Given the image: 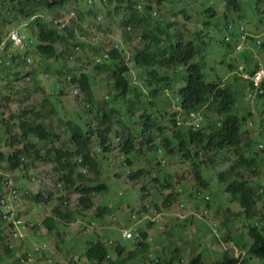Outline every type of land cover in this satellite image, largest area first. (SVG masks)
Listing matches in <instances>:
<instances>
[{
  "label": "trees",
  "instance_id": "1",
  "mask_svg": "<svg viewBox=\"0 0 264 264\" xmlns=\"http://www.w3.org/2000/svg\"><path fill=\"white\" fill-rule=\"evenodd\" d=\"M8 1L13 3L16 14L14 24L29 23L25 28L37 37L38 56L35 57L33 68L29 72L27 67L23 70L31 76L27 86L23 83H26V76L20 78L19 74L24 68L21 63L23 50L15 47L11 41L4 47L9 61L13 64L19 63L14 65L16 80L3 86V82H6L3 79L6 68H3L5 65L0 59V106L7 105V109L0 112V140L9 144L12 149L6 159L0 153V163L5 160L12 173H25L28 169L36 167L34 159L41 158V147L57 141L60 145L48 149L42 156L43 161H50L53 171L59 176L58 180L68 192L83 195L80 202L85 208L92 205V195L107 191L108 188L105 184H85L78 162L80 158L85 166H94V170L102 161L110 160V156L119 161L120 167L135 168L136 173L129 180L142 185V205L137 213L150 212L151 215L156 214L154 217L157 218L155 222L142 226L144 228L141 250L137 248L135 254L126 259L119 257L115 264H129L138 257L145 256L152 264V250L148 243L152 234L149 231L158 224L156 222L161 218L163 210L176 206L179 197L176 189L187 185L195 190L179 203L182 214L193 213L194 208L200 206L202 207L198 210L202 214L206 209L212 211L217 204V195L212 185L214 178H217L224 189L222 193L230 194L232 202L240 203L241 207L236 212V207L232 204V211L226 210L224 221L219 227L220 236H227L225 241L229 243L228 247L235 250L237 257L226 251L216 264H264V219L255 221L258 214L264 210L261 206L259 208L264 199V150L259 148L260 142L254 140L249 129L244 131L251 115L239 118L234 112L237 107L235 93L226 87L230 77L228 72L237 67L235 63H230V60L237 57L233 56L232 44H226L222 38L220 44L224 48L215 53L204 52L213 39V25L217 22L218 27V23L224 20L219 26L220 29L230 22H235V16L239 17L241 10L246 7L243 4L245 0H241V3L239 0H18L15 2L18 3L17 8L14 6V0ZM43 3L46 8L41 10H45L48 16L57 7L69 6L67 13L59 14L58 18L63 22L74 23L77 27L64 26L62 29L49 24L45 18L38 15L37 6ZM95 4L106 6L107 9L114 7V11L109 13L110 17L112 14L116 15L111 18L113 26L146 28L142 37L144 46L137 49L135 56L130 60V65L133 63L135 69V76L141 84H134L131 80V68L128 67L129 64L123 63V54L114 48L113 40L103 41L98 46H89L95 51V55L100 56L108 52L111 57L108 62L94 67L92 77L88 73L82 74L80 78L72 77L89 96L92 104L89 111L85 112L88 117L89 113L95 110L93 118L96 125L91 117L90 124L94 126L85 129V126L79 123L89 122L88 119L84 115L74 114V118L67 121V142L62 143L59 135L53 132L51 121L46 118L47 113H42L38 107L40 104L49 106L50 103L48 98L40 102L39 98L47 91L44 86L39 85L35 77L38 72L58 77L59 71L55 65L67 58L68 48L75 44L83 50L86 49V45L79 42L77 33L83 30L82 24L89 16L97 19L92 11L96 8H92ZM177 5L180 10L173 11L172 7ZM256 5L255 2L254 9ZM139 6L142 7L141 13L138 12ZM3 7L5 9V6ZM165 11H168L167 14H164ZM153 12H156V17ZM5 13L7 14L8 10H5ZM180 16H183L184 21L179 20ZM33 17L35 18L31 20ZM116 18H119V21ZM75 19L80 21L74 22ZM103 26L110 30V26ZM3 29L1 24L0 43L6 32H9ZM4 58L5 56H2V59ZM242 61L248 67L254 68L260 63L264 64V57L254 60L253 53H246ZM59 74L66 75L61 72ZM97 74H105L112 84L108 103L112 101L113 106L110 111L104 110L101 114L99 102L105 95L99 97L92 93V81L93 84L97 81ZM20 81L23 85L17 84ZM18 85L21 88H18ZM68 85L67 78L55 80L52 96L57 99V103H60L61 96L67 98L65 90ZM167 91L172 93L167 96ZM22 98L28 103L25 107L21 106ZM261 100L264 103V96H261ZM70 103L73 107L77 106L74 101ZM115 104H119V107ZM178 108L182 111L184 124L193 120L189 114L194 111L196 117L201 120L202 127L193 130L184 125L177 126V111L180 112ZM53 112L58 116L56 107L50 110L48 116ZM122 113L129 118L136 117L134 122L137 125L128 128L124 123L114 124L116 115ZM262 115L264 119V109ZM120 127L124 128V131H121ZM225 166L230 169L217 176ZM165 169L170 171V174ZM116 176L121 177L119 174ZM25 179L29 185L37 182L39 185L36 191L21 187L26 200L33 196L41 203L44 198L41 176L29 175ZM255 180H260L261 183H254ZM97 181L98 178L95 182ZM160 197L164 198L160 205L153 202ZM51 201L50 195L41 204L47 212L46 217H42L40 222L28 223L24 237L12 233L5 235L1 219L5 209L3 204H7V200L0 180V264L6 261H11L12 264L35 263L36 260L32 261L37 254L34 246L38 241L37 234L42 229L55 231L62 244L67 236H71L70 226L78 212L66 208L64 204L68 200L64 197ZM96 214L98 219H101V214ZM112 214L114 215L113 212ZM244 215L247 222L253 221L254 224L239 225ZM29 235L32 249L16 256L17 244H26ZM88 245L85 253L88 261L91 264H103L109 251L105 241L94 240ZM191 258L193 259L190 264H205L202 254ZM158 264H162L160 260Z\"/></svg>",
  "mask_w": 264,
  "mask_h": 264
},
{
  "label": "rangeland",
  "instance_id": "2",
  "mask_svg": "<svg viewBox=\"0 0 264 264\" xmlns=\"http://www.w3.org/2000/svg\"><path fill=\"white\" fill-rule=\"evenodd\" d=\"M18 0H14V6L17 8L18 3H15ZM10 3V4H9ZM13 3L9 2L8 0L3 1L0 0V25H3V28L6 31H11L16 27L14 24V7L12 5ZM73 4V3H69ZM5 6V9L4 7ZM39 10L38 15H44V18L46 21L50 22L51 19L57 18L59 14H65L67 13L68 9H70L69 6H61L57 7L53 10V13L47 14L45 10H41V8H46V4H42L37 6ZM27 9H31L30 7H26ZM89 10L90 8L87 7ZM247 8L244 7L242 14L246 15L248 11ZM5 10H8V13H5ZM173 11H179L180 6H173ZM94 11V15L97 16V19L94 18V16H89L86 20H84L82 27V31H78L77 38L80 43H83L86 45V49L83 50V59H80L79 63H73L72 61H66L61 60L59 63L55 65V68H59L62 71L67 72L68 70L75 68L72 72L73 75L80 76L85 71H92L93 66L89 65L88 62H91L92 54H95V51L91 49L89 46H92L89 44L90 41L97 40V42H101L103 40H113L121 42L122 46L120 47V51L123 53L125 62L130 64V58H132L135 55V47L138 45V39L142 36L143 29L137 30L136 33H126L125 32V26H113L111 22V18H114L116 15L112 14L111 17L109 16V13L111 11H114V7H111L110 9H107L106 7H96L92 9ZM168 11H165L164 14H167ZM172 13H170L171 15ZM254 15L258 17V20L261 21L260 26H264V9L262 11H259V7L254 11ZM101 16L102 21H98V17ZM105 20L108 21L107 26H110V30L106 29L103 24L105 23ZM116 20L119 21V18H116ZM179 20L184 21L183 16L179 17ZM242 22L246 25L247 23L245 18L241 19ZM194 25V24H193ZM251 25V29H254L258 27V22H253ZM18 27V26H17ZM24 28V25H22ZM3 29V30H4ZM4 30V31H5ZM94 47V46H92ZM258 55L260 57V60L264 57V49L258 48ZM35 58V57H34ZM90 66L89 68L87 66ZM33 68L32 66L27 67V71H30V69ZM25 71V73L27 72ZM24 73V74H25ZM5 75V74H3ZM111 74H109L110 76ZM131 80H133L134 83L141 84V82L136 78L134 74V70L131 67ZM35 80L39 83V85H42L45 87V91H47L42 97L39 98L40 102L44 100V98H48V94L51 93V90L55 86V77H49L46 74L43 73H37ZM3 81V79H2ZM93 82V81H92ZM24 84H26L23 81ZM3 86H7L8 82H3ZM22 84V82L20 83ZM23 85V84H22ZM111 81L106 78L105 74H97V81L93 84L92 91L94 95L101 96V95H107L110 90ZM18 88H21L20 85H18ZM54 90V89H53ZM41 92V91H39ZM75 98L71 97L70 94L67 96V98H61L60 103H55V101L52 98L48 99L49 103L54 102V104L44 105L41 104L38 105L42 113H47V120L51 121V124L53 126L52 130L56 134L59 135V138L61 139L62 143L67 142L66 137V128H67V121L72 120L74 118V114L78 111L77 108L73 107V105L70 102H73ZM79 103L81 104L79 106V112L84 115L86 119H89L86 116V112L83 107L87 105V102L84 99V96L82 94L81 98L78 99ZM21 106L25 107L28 105L26 99L22 98L20 100ZM241 109H245L247 107L251 108L252 105H247L245 102H240ZM55 106L56 110L58 112V116L56 112L51 113L50 116H48L51 108ZM20 107V106H19ZM7 109V105L4 104V106H0V112ZM13 109V108H12ZM22 110L23 108L20 107ZM14 110V109H13ZM17 111V109H16ZM259 132L251 133V135L258 136ZM114 137V135L112 136ZM60 143L57 141L51 142L48 145H45V147H41V158H35L36 167L34 169H28L27 172H15L12 173L5 160L0 164V172L4 175L11 176L12 179L16 182V184L20 187H24V189L31 188L33 191H36L38 189V184L35 185H29L28 180L25 179L26 176L32 175V176H41L44 181L46 187H44V192L50 193V189L52 186L47 185L48 181L52 180L51 176V168L52 164L49 160L43 161L44 159L42 156L45 155L46 151L48 149H51L53 147H58ZM0 153L5 156V159L12 153V149L10 148L9 144H6L4 141L0 140ZM119 162L115 161L113 156H110V160L104 161L103 167L100 170V173L98 175L99 179L106 184L108 182V185L110 186V191L108 193H101L98 195H95L93 197L94 200V208L89 210L90 212L86 211H80L77 207V200L79 197V194L72 192V203L69 205L70 208H74L77 212L84 213V215L87 216H94L96 215V208L101 206H109V202L114 200L119 202L120 200H117L118 196L122 197V205L120 210L117 213V219L118 225L112 224H102L103 220L97 219V220H88V221H81L79 223L71 224L70 226V233L72 236H67L65 243L62 244L59 239L56 236V232H50L45 229H42L38 232L37 238L38 241H44L48 243L52 250L53 254L50 256L52 258L51 264H71L70 262L73 261L76 264H89L84 256V252L79 250L80 247L84 246L85 240H92L94 235L93 232L99 228L100 233L107 231L109 229L113 230L116 233V236L118 237L119 229L121 226L126 222L128 214L132 211H136L140 208L142 199L140 194L141 184L137 185L129 181L128 178L121 179V180H115L113 177V173L116 171H120L121 169L119 167ZM144 163H146V160H144ZM166 170V169H165ZM227 167L225 166L218 174L217 176L226 171ZM168 173L170 171L166 170ZM170 174V173H169ZM87 175L91 178H95V175L93 172H89ZM254 183H261L260 180H255ZM212 185L214 187V193L218 197L217 204L215 205V208L212 211V222L222 225L224 221L223 215L227 211H232V203L230 202L232 197L229 195H226L222 193V189L220 185L217 182V178H214L212 181ZM185 186V185H183ZM187 189H190L189 186H185ZM122 194V195H121ZM228 196V197H227ZM153 197V196H152ZM154 198V197H153ZM153 198H151L153 200ZM163 197H160L158 199H154V203H157L160 205V202L163 201ZM54 201V200H52ZM51 201V202H52ZM25 208L22 209V214L24 218L26 219L27 223H33V221L40 222L41 218H45L47 215V212L42 208L40 202L35 200L33 196L28 197L26 200ZM264 206V200L261 204ZM49 204L47 205V208H49ZM234 206L236 207V212L240 210V203H234ZM202 206L199 208H194L193 213L199 214V210ZM177 206L172 207L168 210H163L161 213V218L163 217V220L161 221V218L158 219L154 228L149 231V233L152 234L154 238V243L152 245V253L154 256L161 261L162 264H168L171 261H174V264H190L191 260L189 259L190 256H198L199 254H202L205 257V264H216L219 262L222 258V255L227 251L231 253L233 256L236 257L235 250L232 248H229L225 240L227 239L226 235L221 234V240L215 239L212 236V233L209 229V224L203 220H200L196 217H192L187 221V223L181 224L178 222L176 218L177 214ZM264 215V210L261 211V213L258 214L257 218L255 219L256 222L259 221V219L262 220ZM108 216L105 217L107 219ZM60 219V218H59ZM89 221H93L95 223L94 228L84 234L81 233L87 223ZM239 225H250L254 224L253 221L247 222L246 215L239 221ZM209 226V227H208ZM31 235H29L26 244H17V250L16 256L23 254L24 252L32 249L31 241H30ZM36 242V243H37ZM81 243V245H79ZM235 244V243H234ZM34 244H32L33 246ZM177 253L180 254V256L177 255ZM2 254V251H0V255ZM112 256L113 258H116V252L114 249H112ZM185 259V262L181 258ZM48 264L47 260L44 258L38 257L33 264ZM3 264H12L11 261H6ZM17 264V263H15ZM132 264H151L148 257H138ZM251 264H257V263H251ZM259 264H263L259 263Z\"/></svg>",
  "mask_w": 264,
  "mask_h": 264
},
{
  "label": "clouds",
  "instance_id": "3",
  "mask_svg": "<svg viewBox=\"0 0 264 264\" xmlns=\"http://www.w3.org/2000/svg\"><path fill=\"white\" fill-rule=\"evenodd\" d=\"M239 1L241 3V0H239ZM255 2L257 4L256 9L259 7V11H262V9H264V0H245L243 4H245L247 7L246 10L248 11V13L246 15H243L242 10H241V12L239 13V17H237V15L235 16V22H230L225 27L220 28V29H219V26L221 25L222 21H224V20H222L218 23V27L216 25L217 24V22H216V24L213 25L212 30H211V32L213 33L211 35V37L213 39L210 42V44L208 45V47L205 49L204 52L215 53L217 50L224 48L220 44V40L222 38L224 39L226 44H232L233 56L234 57L237 56V57L235 60H230V63H235L237 65V67H236V69L232 70L231 72H228L230 74V77L228 78L226 87H229L232 90V92L235 93V97L237 100V107L234 110V112L237 113L239 118L249 117V115H251V118L248 120L246 128L244 131H246V129H249L250 134L255 133V132H259L258 136L253 135V138H254V140H258L260 142L259 148L264 150V119H263V115H262V110L264 109V103L261 100V96H264V64L260 63L258 67L255 66L254 68H250L247 66V64L245 62L242 61V57L246 53H253L254 60L255 59L260 60V57L258 55V48L264 49V46H263V43H264V26L263 27L260 26L261 21L258 20V17H256L254 15V11L256 10V9H254V7H255L254 3ZM88 5H92V4L88 3ZM196 5H198V3ZM94 6L104 7L102 5L95 4L92 6V8ZM88 8H90V7H88ZM141 10H142V7L139 6L138 12L141 13ZM41 16L44 18V15H41ZM153 16L154 17L157 16L156 12H153ZM36 17H39V16H36ZM34 18L35 17H33L31 20H33ZM242 18H245L247 23H249V25L248 24L245 25L241 20ZM79 21H80L79 19L74 20V22H79ZM98 21H102L101 16L98 17ZM111 22H112V20H111ZM253 22H258L259 25H258V27L251 29L250 24H252ZM107 23H108V21L105 20L104 24L106 26H107ZM28 24L26 25L23 22V23L16 25V27L14 29H12L11 31H9V32L5 31L6 36L4 37L2 42L0 43V59L2 60L3 64L5 65L3 68H6V73H4L5 75H3V79L6 82H8V85L11 83L12 80H14V81L16 80V78H15L16 72H15L14 65L19 63V62L16 64L11 63L9 61V58H7V56H6V51L4 50V47L9 41H11L15 47H20L24 52L23 58L21 59L22 62L20 61L22 63V65L24 66V68L19 73L20 78H25L24 76H26L25 80H26L27 86H28V82L31 80L30 74L27 72L25 73L26 70L25 71H23V70L25 69V67H29V66L33 67L34 61H35L34 57L38 56L36 54L38 52V48H37L38 40H37L36 36H34L30 32H28V30L25 28V25L28 26ZM49 24L54 25L56 28H62V29L64 26H66V28L67 27H77L76 24L71 23L69 21L63 22L58 17L51 19ZM22 25H24V28L22 27ZM140 29H143V33H144V29H146V28L145 27H143V28L142 27H139V28L134 27L133 28L130 25L125 26V32L128 34L136 33V31L140 30ZM143 33H142V36L138 39V45L135 47V54H136L137 49H142L144 46L143 45L144 41L142 39ZM103 41L106 42V40H103ZM103 41H101V42H103ZM101 42H97V40H94V41H90L89 44L92 46H98L99 43H101ZM113 45H114V48L116 50L121 52L120 47L122 46V44L120 41H119V43H117V41L115 40ZM66 54H67V58L62 59V60L72 61L73 63H79L80 62L79 58L81 57L83 59V57H82L83 49L79 45L73 44V46L68 48ZM2 56H5V58L2 59ZM133 57L130 58V60H132ZM110 59H111V57H110V54L108 52H104V54H102L100 56L92 54L91 62H88V63H89V65L93 66V70H94L95 66H100L104 62H108ZM122 60H123V63H126L124 55H122ZM89 65L87 66L88 68L90 67ZM129 66H130V68L131 67L133 68L134 74H135V69L133 67V63H132V66L130 64L128 65V67ZM74 69L75 68H72V69L68 70L67 72H65V71H62L61 69L58 68L57 70L59 72L66 73V75L63 74L61 76L58 72V77H56L55 80H57L59 78H61L63 80H65L66 78L68 79L69 85L67 86V89L65 90V95L70 94L71 97L75 98L73 101L75 103H77V106L75 108L78 109V111L76 113L82 115L79 112L80 111L79 106L81 104L78 101V99L81 98L82 94L84 96L85 101L87 102V105L85 107H83L85 111H89V108H90L92 103L89 100L90 99L89 96L83 91V89H81L79 82L73 81L72 77L76 76V75L72 74ZM93 70L92 71H85L82 74L88 73L92 77ZM10 71L12 72V74H9ZM130 72H131V70H130ZM46 75H48L49 77H53V74H46ZM80 76H76V77L80 78ZM21 82L22 81L17 82V84H20ZM134 84H136V83H134ZM92 87H93V82H92ZM55 89H57V88L55 87ZM110 90H111V88H110ZM53 92H54V90L50 94H48V99L52 98L55 101V103H57L58 102L57 99H54V97L52 96ZM92 93H93V91H92ZM171 93H172L171 91H167L166 94H167V96H169ZM102 96L103 95H101L100 97H102ZM61 97H63V96H61ZM110 97L111 96L107 94L99 102L100 103V109H101L100 114L104 110L110 111V109L112 108L111 107V106H113L112 101H111V103H108V102H110ZM240 102H245L247 105H252V107L251 108L247 107L245 109H241ZM50 104H54V102H52ZM115 106L119 107V104H115ZM52 108H55V106H53ZM178 110L180 112L177 111V114H178L177 126L181 127V125H184V126L193 128V130H196V129L202 127L201 120L196 117L194 111L190 112V114H189V117L193 118V120L184 124V121L182 119V114H181L182 111L180 110V108H178ZM94 113H95V110L93 109L89 113L91 116L88 115V118H89L88 121L89 122L86 121L85 123H79V125L85 126L84 127L85 129H87L89 126L96 125V120L93 118V115L95 116ZM91 117L94 119V122H95L94 125L90 124ZM118 120H119V122H118ZM136 120H137L136 117L129 118L124 113H122V114L116 115V121H114V124L124 123L126 125V127L134 128L137 125V123L134 122ZM120 130L124 131V128L120 127ZM117 151L118 150H116V152ZM263 157H264V155H263ZM78 162L80 164L81 174L83 175V180H84L85 184H87L88 186L97 185V184H105L98 177L100 170L103 167L104 161L101 162L100 166L98 168H96V170H94V166H85L82 158H80L78 160ZM82 163H83V165H82ZM120 169H121V172L116 171L113 173V177L117 181L121 180V179H126V178L129 179L131 176H133L134 173H136V170L133 167H131V169H130V167L129 168L120 167ZM229 169H227V171ZM51 172H53V173H51L52 180L48 181L47 185L52 186V188L50 189V193L44 192V187H46V186L43 183L44 186L42 189V193L44 195V198H42V202L40 204H42L51 195L52 200H54V201L61 198V197L66 198L68 201H66L64 205L67 206L66 208H68V207L70 208L69 205L72 203V199H71L72 192H70V191L68 192V190H66V188L63 186V184L58 180L59 176L53 171L52 168H51ZM89 172H93L95 175V178L89 177V175H87ZM116 174H119L121 177H117ZM96 178H98L97 182H95ZM0 180L2 181L4 191L6 193V200H7V204H3L5 209L3 211L2 219H1V222H2L1 226H2V229L4 231V234L8 235V234L12 233V234H15V236L24 237L25 231H26V225L28 224L26 219L24 218V216L22 214V209L25 208V205L27 203L26 202V196L22 192L21 187L16 184V182L12 179L11 176L4 175L3 173L0 172ZM41 180L44 181V179L42 177H41ZM217 182H218V180H217ZM132 183H134V182H132ZM36 184H38V182ZM134 184H136V183H134ZM33 185H35V184H33ZM105 185L108 188L107 191H103V192L96 193V194L92 195L91 196L92 205L88 208H94L95 204H94L93 197L95 195H98L101 193H108L110 191V186L108 185V182H106ZM137 185H139V184H137ZM141 189H142V185H141ZM141 189H140V192H141ZM221 189H222V187H221ZM222 190L224 191V189H222ZM194 191L195 190L192 187H190V189H187L185 186H179L176 189V193H177V195H179L178 200L176 201L177 202L176 206H177V211H178L176 214V218H177L178 222H180L181 224H184V223H187V221L189 219H191L192 217H196L200 220L207 222L210 226V227L209 226L208 227L212 233V236L221 240V236L219 233L220 225L212 222V220H211L213 210L210 211L209 209H206L203 211L202 214H200V211H199V214H195V213L182 214L181 213V207L179 206V203L183 199L186 198L187 194H189V193L191 194ZM262 192H264V190ZM75 193L79 194L78 192H75ZM226 195L231 196L228 193ZM122 197H123V195L121 197L118 196L117 200H120L119 202L112 200L109 202V206L99 205L96 208V212L101 214V220H103L102 224L108 223V224H112V226L118 225V222L116 221V219H117V213L120 210L121 205H122ZM81 198H83V195L79 194V197L77 200V207L80 211H84L86 213V211H89V209L85 208L84 205L80 202ZM217 199H218V197H217ZM263 200L259 204V208H260V206L262 208H264V206L261 205ZM232 201L233 200H231L230 202L234 205V202H232ZM141 205H142V203H141ZM147 206H149V205H147ZM71 210L76 211L74 208H71ZM104 210H105V212H104ZM112 212L114 213V215L112 214ZM102 214L104 216H102ZM155 215L156 214L151 215L150 212H143L141 214H138L137 210L133 213L130 212L128 214L126 222L119 229L118 237L116 236V233L111 229L100 233V230L98 228L97 230H95L93 232V235H94L93 239L92 240L86 239L84 246L80 247L79 250L83 251L84 256H85L86 250L89 246L88 245L89 242H92L94 240H104L106 243V246L109 248V251H108L107 258L103 264H115V262L119 259V257H121V259L129 258L133 254H135V252L137 251V248H139L141 250V242L143 241L142 231L144 228L142 226L147 225L148 223L155 222L156 218H157V217H154ZM84 216H86V215H84V213L80 214V212H78V215L76 216L75 220L73 221V224L79 223L81 221L97 220L98 219L97 214L94 216H87L85 218H84ZM106 216H108L107 219H105ZM262 219H264V215H263ZM94 226H95V223L93 221H89L81 233L86 234V233L90 232L94 228ZM147 230H148V228H147ZM148 243H150V248L152 250V245L154 243L153 236L148 238ZM79 245H81V243H79ZM229 248H231V247H229ZM34 249L37 252V254H36V257L32 261L36 260L38 257H41V258H44L45 260H47L48 264L52 263V258L50 256L53 254V250L48 248L46 242L39 241V242L35 243ZM112 249H114V251L116 252V255H117L116 258H113V256H112ZM177 255L180 256L179 253H177ZM199 255H201V254H199ZM191 257L192 256L189 257L190 260L193 259ZM85 258H86L87 262L89 264H91L88 261L86 256H85ZM151 258H152V264H158L159 263V259H157L153 253L151 254ZM181 259L183 260V262H185V259L183 257ZM133 262L134 261H132V263ZM70 263L76 264L73 261H71ZM132 263H129V264H132ZM170 263L174 264V261H171ZM239 264H241V263H239Z\"/></svg>",
  "mask_w": 264,
  "mask_h": 264
}]
</instances>
